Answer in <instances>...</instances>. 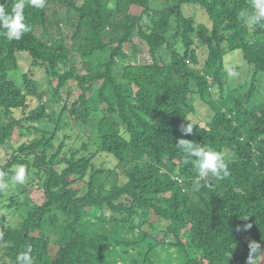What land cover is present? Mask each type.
<instances>
[{
    "label": "trees",
    "instance_id": "obj_1",
    "mask_svg": "<svg viewBox=\"0 0 264 264\" xmlns=\"http://www.w3.org/2000/svg\"><path fill=\"white\" fill-rule=\"evenodd\" d=\"M156 2L25 0L30 31L9 40L0 29V148L11 150L0 210L18 218L0 219V264L29 246L34 264H247L250 243L264 250V99L254 100L264 29L245 23L254 0ZM140 46L147 60L130 63ZM235 51L243 88L227 79L242 70L225 66ZM197 100L212 113L204 123L190 119ZM72 125L90 132L86 154L54 146ZM180 139L222 152L230 175L200 180ZM100 154L113 170L95 168ZM18 165L26 184L12 181Z\"/></svg>",
    "mask_w": 264,
    "mask_h": 264
},
{
    "label": "clouds",
    "instance_id": "obj_2",
    "mask_svg": "<svg viewBox=\"0 0 264 264\" xmlns=\"http://www.w3.org/2000/svg\"><path fill=\"white\" fill-rule=\"evenodd\" d=\"M5 3L6 0L0 2V29L4 30L3 34L7 39L20 40L26 32L30 31V26L25 23V0H15L10 13L6 11ZM27 3L37 9H42L45 6V0H27ZM245 23L264 29V0H254L253 12L246 18ZM228 74L232 76L236 73L233 69L229 68ZM182 131L186 135L191 134L192 125H187ZM176 147L188 158L187 162L193 165L200 180L226 178L230 175L228 163L222 152L185 139H180ZM0 175H3V173H0ZM26 176V166L18 165L12 176V181L15 184H23ZM7 187L8 184L6 182H0V190ZM249 248L250 252L247 264H255L256 256L264 253V250H261V245L255 242L250 243ZM31 253L32 248L29 246L17 256V264H34Z\"/></svg>",
    "mask_w": 264,
    "mask_h": 264
},
{
    "label": "rangeland",
    "instance_id": "obj_3",
    "mask_svg": "<svg viewBox=\"0 0 264 264\" xmlns=\"http://www.w3.org/2000/svg\"><path fill=\"white\" fill-rule=\"evenodd\" d=\"M164 2L165 0H157L156 3L158 4V6L159 5L163 6ZM61 12H62V16H64V12L63 11ZM185 13L186 15L187 14L195 15L197 22H205V18L201 10H198L196 8H187L185 9ZM63 31L64 32L68 31L66 26L63 27ZM127 49L129 48L127 47ZM145 52H146L145 48L140 46L138 52L135 53V56H132L129 62L130 63H140V64L145 63V61L147 60V54ZM224 61H225V66L227 67H230L233 65V66H240L242 68L241 72L236 73L235 75H232V76L228 75L227 79L230 85H233L234 87H237V88H243L241 87V84L244 82L246 74H247V71H246L247 65L244 63L241 53L239 51L231 52L225 56ZM22 65H25V64H22ZM32 73L34 74L33 75L34 79L38 81L39 86L43 90L46 91L48 89L47 79L45 77L43 70L34 68L32 70ZM256 86H257L258 92L255 94L254 100L256 102H260L264 99V76L263 75L258 74L256 78ZM47 92L50 93L49 90ZM242 92H245V88L242 89ZM194 108H195V113L193 116H190V119H192L194 122L202 121L203 123L210 120L212 113L209 107L205 103L197 100L196 103L194 104ZM89 133L90 132L87 128H83V127L81 128L80 126L72 125L71 127H65L62 131L58 132L57 138L54 140L53 143L56 148L60 144V142L63 140L66 143V146L64 147L63 151H68L69 148H80L81 150L82 143L83 142L85 143L87 139L90 137ZM10 153H11L10 149L4 148V147L0 148V161H3L6 157H8ZM82 153L86 154L87 152L86 151L83 152V150H81L79 153V156L82 155ZM93 164L95 168H104L107 170H110V169L113 170L115 168L116 161L108 155L100 154L93 160ZM59 167L60 168L64 167V164H60ZM115 173H117L120 181H124L125 178L122 175L120 168H116ZM110 179L111 180L108 181L109 186L113 182V177H111ZM23 184H26V180ZM31 198L32 199L37 198V195L33 190L31 192ZM30 201H33V200H30ZM1 218L6 219V221H10L12 224H14L18 220L16 215L12 216V218L8 217L5 210H0V219ZM6 225H7L6 223H1L0 230L1 228H5ZM1 247H2V244L0 243V248ZM262 258H263V255L258 254L256 256L255 264H258V262Z\"/></svg>",
    "mask_w": 264,
    "mask_h": 264
}]
</instances>
